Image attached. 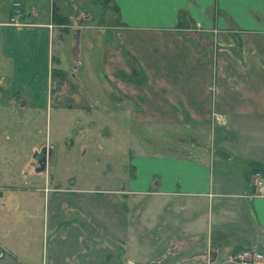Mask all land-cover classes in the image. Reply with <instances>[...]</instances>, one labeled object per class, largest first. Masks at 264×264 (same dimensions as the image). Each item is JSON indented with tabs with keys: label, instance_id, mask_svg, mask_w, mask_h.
<instances>
[{
	"label": "crops",
	"instance_id": "1",
	"mask_svg": "<svg viewBox=\"0 0 264 264\" xmlns=\"http://www.w3.org/2000/svg\"><path fill=\"white\" fill-rule=\"evenodd\" d=\"M115 1L125 26L95 28L98 39L86 40V48L100 51L106 75L132 70L121 48L135 56L143 80L122 86L131 107L122 114L152 128L149 147L130 160L123 193L138 207L127 208V230L115 220L71 221L86 259L98 257L90 245L108 241L126 244L112 264L129 255L148 264H224L234 249L264 252V194L255 187L256 172L264 176V0ZM182 11L192 25L180 24ZM13 18L0 27L32 25ZM81 21L88 27L85 14ZM77 34L84 37L83 29ZM94 101L90 107L102 105ZM108 228L110 236L103 235ZM156 245H166L165 252L152 257ZM61 254H22L18 264H70Z\"/></svg>",
	"mask_w": 264,
	"mask_h": 264
},
{
	"label": "rangeland",
	"instance_id": "2",
	"mask_svg": "<svg viewBox=\"0 0 264 264\" xmlns=\"http://www.w3.org/2000/svg\"><path fill=\"white\" fill-rule=\"evenodd\" d=\"M185 13L180 24L192 25ZM12 17L32 25L0 27L5 54L0 63V264H18L22 254L44 252L62 253L70 264L77 263L73 256L83 264H112V255L121 253L117 247L126 244L90 245L98 256L90 263L72 222L111 225L115 220L126 231L127 208L135 202L138 207L123 190L130 160L142 152L140 147H149L152 126L122 114L131 107L120 93L128 81L141 83L142 73L135 56L121 48L132 70L106 75L100 51L86 48V40L95 44L98 39L95 28L125 26L120 7L115 0H0V20ZM46 23L50 30L43 27ZM92 98L102 105L90 107ZM153 128L156 138L159 126ZM44 148H51L52 156L40 171L35 154ZM59 221L60 228L53 229ZM64 231L71 233L64 236ZM102 233L110 236V229ZM155 248L152 257L165 252L166 245ZM127 259L146 263L136 255L124 259L132 264Z\"/></svg>",
	"mask_w": 264,
	"mask_h": 264
},
{
	"label": "built area",
	"instance_id": "3",
	"mask_svg": "<svg viewBox=\"0 0 264 264\" xmlns=\"http://www.w3.org/2000/svg\"><path fill=\"white\" fill-rule=\"evenodd\" d=\"M13 24L19 25L15 19ZM255 187L259 194H264V176L261 172H256ZM224 264H264V252L257 246H250L241 249H234L228 252Z\"/></svg>",
	"mask_w": 264,
	"mask_h": 264
},
{
	"label": "water",
	"instance_id": "4",
	"mask_svg": "<svg viewBox=\"0 0 264 264\" xmlns=\"http://www.w3.org/2000/svg\"><path fill=\"white\" fill-rule=\"evenodd\" d=\"M77 38L79 39L78 34H77ZM51 155H52V150L47 149V148H44L41 153L35 154V156L39 162V165H40L38 168L40 171H43L47 168L48 159H49V157H51Z\"/></svg>",
	"mask_w": 264,
	"mask_h": 264
},
{
	"label": "trees",
	"instance_id": "5",
	"mask_svg": "<svg viewBox=\"0 0 264 264\" xmlns=\"http://www.w3.org/2000/svg\"><path fill=\"white\" fill-rule=\"evenodd\" d=\"M53 14H54V18L57 19L58 14H57V12L55 11V9H54V13H53Z\"/></svg>",
	"mask_w": 264,
	"mask_h": 264
}]
</instances>
